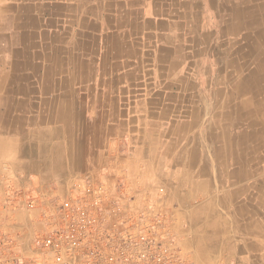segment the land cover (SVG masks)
<instances>
[{
	"label": "crops",
	"instance_id": "1",
	"mask_svg": "<svg viewBox=\"0 0 264 264\" xmlns=\"http://www.w3.org/2000/svg\"><path fill=\"white\" fill-rule=\"evenodd\" d=\"M23 3L32 5L27 14L37 20L22 26L38 43L27 46L36 69L27 70L28 95L0 102V116L7 107L14 110L0 117V194L7 190L6 180L22 190L52 194L85 173L120 180L138 195L163 187L164 199L179 204L170 220L173 233L195 264H264L263 231L237 236L220 199L215 147L205 130L187 129L194 119L185 113L191 107L177 96L194 92L195 104L209 105L202 95L218 89L219 73L201 71L212 55L206 51L197 66L180 72L190 82L184 90L169 76L168 88L155 82L154 54L160 43L171 46L167 36L177 21L168 5L181 4L188 14L189 0H0V27L6 28L8 16H19ZM2 64L10 70L9 63ZM192 151L200 153L194 163L188 157ZM201 182L209 183L208 193H194ZM208 203L213 209L199 212ZM243 239L262 240V257L260 248L244 245Z\"/></svg>",
	"mask_w": 264,
	"mask_h": 264
},
{
	"label": "bare ground",
	"instance_id": "2",
	"mask_svg": "<svg viewBox=\"0 0 264 264\" xmlns=\"http://www.w3.org/2000/svg\"><path fill=\"white\" fill-rule=\"evenodd\" d=\"M168 6V11L176 17L177 21L167 36L171 46H164L161 43L156 45L154 65L159 69L156 78L154 77L156 85L162 84L163 87L168 88L172 84L168 79L169 76L184 90L190 86V82L180 72L188 65L197 66L198 59L206 51L212 55V58L206 57V61L211 64H203L201 71L204 74L211 68L219 73L216 79V82L220 84L218 89L215 92L207 91L202 95L203 98L207 94L209 105H199L200 102L195 104L194 92L190 94L181 92L177 96L181 105L191 107V112L185 113L193 116L194 119L190 122L187 120L189 122L187 129L188 126L196 125L205 130L208 141L215 147L214 157L218 160L220 186L223 189H220V199L232 216L231 224L235 226L237 236L242 234L245 236L250 232L257 233L259 236L262 231L264 235V165L256 164L264 157V0H189L188 14V10L185 11L181 4L171 3ZM30 8L33 7L29 3L21 4L19 16H8L6 28L0 27V62L10 65V70L7 72L0 69V102H12L19 95L29 94L27 70L36 69V65L31 61L33 54L27 51V46L31 48L38 46L36 45L38 43L28 39L27 33L22 28L23 21H34L37 24L36 18L27 14ZM2 30L14 35H6V32ZM35 32V30H28L29 34ZM128 51L131 49L128 48ZM161 69H165L166 72ZM113 83L115 81L110 82V84ZM47 91L51 96L56 95L51 88ZM57 95L62 98L68 96L64 93ZM12 110V107H7L3 116L0 117L8 118ZM199 115L208 119L197 118ZM193 153L188 155L190 163H194L199 158L200 153L198 154L197 151ZM207 182H201L194 193H208L209 183ZM240 183L242 184L238 185ZM188 194L192 195L193 191ZM233 201L237 203L232 204ZM210 209L213 207L208 203L200 208L199 212L207 213ZM263 235H261L262 238ZM233 240L238 245L237 237ZM247 240H242L244 245L249 244L251 247L255 245L256 250L260 248L261 251L262 240L256 241L257 243L252 240L247 242ZM259 254L262 257V251Z\"/></svg>",
	"mask_w": 264,
	"mask_h": 264
},
{
	"label": "built area",
	"instance_id": "3",
	"mask_svg": "<svg viewBox=\"0 0 264 264\" xmlns=\"http://www.w3.org/2000/svg\"><path fill=\"white\" fill-rule=\"evenodd\" d=\"M7 190L0 194V264H195L166 211L96 174L52 194L11 183Z\"/></svg>",
	"mask_w": 264,
	"mask_h": 264
},
{
	"label": "rangeland",
	"instance_id": "4",
	"mask_svg": "<svg viewBox=\"0 0 264 264\" xmlns=\"http://www.w3.org/2000/svg\"><path fill=\"white\" fill-rule=\"evenodd\" d=\"M210 64V63H209ZM3 68L4 70H7L8 69V65H3L1 62H0V69ZM139 76V74H138ZM34 78L37 79L36 76H34ZM140 78V76H139ZM139 78H137L139 80ZM135 81V80H134ZM257 165H260V166H263L264 165V157H263V160L261 162H258L256 163ZM264 169V168H263ZM255 178V177H254ZM108 182H110L111 184H120V185H123L125 187V189L127 190L128 194H132L136 200L138 201V203H154L156 205L157 208H159L160 210H164L168 213V215L170 216V220L173 219V215H174V212H177L176 209H178L179 207V204L177 202H173V203H168V201H166L164 199V195L163 193H161V190L163 189V187H161V190L159 189V192L158 193H155V194H150V193H144L142 195H138V193H136L135 191H129L131 188L128 186V188L123 184L121 183L122 181L120 180H116V179H107L105 178ZM12 183L11 180L5 182V185L7 186L8 184ZM243 183V182H242ZM242 183L238 184V185H241ZM8 193V190H6L4 193H1L2 195L3 194H7ZM257 196V193L255 192V197ZM179 210V209H178ZM18 218L20 219L21 221V224L24 225V218L25 216L24 215H19ZM171 225V224H170ZM23 227V226H22ZM178 242V240H177ZM179 245V243H178ZM180 246V245H179ZM250 246V245H249ZM181 248V251L182 253H184L189 259H191L187 252L180 246ZM193 261V260H192Z\"/></svg>",
	"mask_w": 264,
	"mask_h": 264
}]
</instances>
